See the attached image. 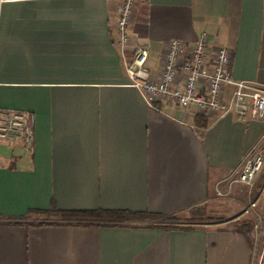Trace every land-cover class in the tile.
I'll return each instance as SVG.
<instances>
[{
  "label": "crops",
  "instance_id": "1",
  "mask_svg": "<svg viewBox=\"0 0 264 264\" xmlns=\"http://www.w3.org/2000/svg\"><path fill=\"white\" fill-rule=\"evenodd\" d=\"M116 5L0 2V110L26 114L32 128L27 149L0 139V264H252L254 231L249 248L224 220L189 230L2 222L34 221L26 214L50 203L186 211L205 204L214 176L228 175L264 134V111L253 120L210 114L199 129L192 109L147 106L126 84ZM126 31L147 46L151 69L167 40L205 32L229 50L234 79L264 86V0H146Z\"/></svg>",
  "mask_w": 264,
  "mask_h": 264
},
{
  "label": "built area",
  "instance_id": "2",
  "mask_svg": "<svg viewBox=\"0 0 264 264\" xmlns=\"http://www.w3.org/2000/svg\"><path fill=\"white\" fill-rule=\"evenodd\" d=\"M15 0H0L11 2ZM146 0H117L112 27L117 34V47L122 59L126 84L143 96L147 106L164 104L173 108L192 109L193 114L207 116L235 113L248 120L258 119L264 111V86L253 81L234 79L228 71L230 52L213 46L205 32L194 42L169 39L159 56L156 68H148V48L134 42L126 31L133 6ZM130 46L128 55L125 49ZM230 86L227 96L224 87ZM19 138L27 149L32 128L26 114L0 110V139ZM264 134L248 150L239 164L228 173L233 182L247 192L264 165ZM248 214L253 221L254 252L252 264L264 262V179L260 193L249 200L240 215Z\"/></svg>",
  "mask_w": 264,
  "mask_h": 264
},
{
  "label": "trees",
  "instance_id": "3",
  "mask_svg": "<svg viewBox=\"0 0 264 264\" xmlns=\"http://www.w3.org/2000/svg\"><path fill=\"white\" fill-rule=\"evenodd\" d=\"M206 116L194 115L193 125L199 129H203L207 123ZM204 204L188 208L187 217H180L182 212L173 214H160L148 211H127V210H80L68 211L58 210L52 203L45 211H30L26 214L28 218H34V221H2L5 223H19V224H65V225H95L107 227H128L139 226L148 228H159L163 230H189L198 227L204 222L223 221L221 218H211L205 214ZM184 212V211H183ZM25 217V218H26ZM148 220L147 223L143 221ZM229 230L244 238L249 248L253 246V221L250 218H242L235 220Z\"/></svg>",
  "mask_w": 264,
  "mask_h": 264
},
{
  "label": "rangeland",
  "instance_id": "4",
  "mask_svg": "<svg viewBox=\"0 0 264 264\" xmlns=\"http://www.w3.org/2000/svg\"><path fill=\"white\" fill-rule=\"evenodd\" d=\"M155 59L149 58L146 66H154ZM264 179V165L260 172L257 174L254 182L247 192V189L228 177L227 174L215 175L213 184L210 185L207 201L203 205L205 208V214L211 218H221L226 223L223 227L230 228L235 220L242 218H250L248 214L240 215L244 205L251 199H254L259 193ZM188 211L182 212L180 217H187ZM30 221V219H27ZM37 220V219H35ZM212 221H215L212 220ZM148 220L143 221L147 223Z\"/></svg>",
  "mask_w": 264,
  "mask_h": 264
}]
</instances>
